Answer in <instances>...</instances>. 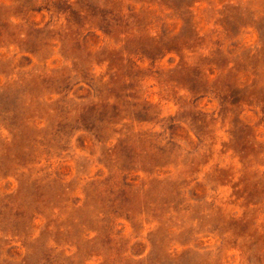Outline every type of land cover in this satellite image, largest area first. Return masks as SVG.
I'll return each mask as SVG.
<instances>
[{
	"label": "rangeland",
	"instance_id": "obj_1",
	"mask_svg": "<svg viewBox=\"0 0 264 264\" xmlns=\"http://www.w3.org/2000/svg\"><path fill=\"white\" fill-rule=\"evenodd\" d=\"M0 264H264V0H0Z\"/></svg>",
	"mask_w": 264,
	"mask_h": 264
}]
</instances>
